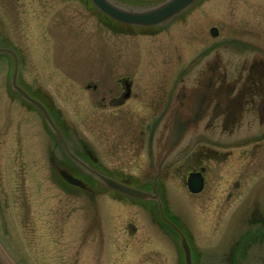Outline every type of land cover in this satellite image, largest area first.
Instances as JSON below:
<instances>
[{
    "label": "rangeland",
    "instance_id": "374dc122",
    "mask_svg": "<svg viewBox=\"0 0 264 264\" xmlns=\"http://www.w3.org/2000/svg\"><path fill=\"white\" fill-rule=\"evenodd\" d=\"M109 1L124 8L142 9L155 6L163 0ZM209 5L212 13L207 12ZM240 9L250 11L247 23L264 25V0L203 1L198 10L192 7L185 11L182 18L170 24L164 23L140 30L136 27L118 29L88 0H0V50L5 47L14 55L12 65L10 52L0 51V87L11 81L16 63V80L21 85H37V98L49 109L55 126L66 142L67 151L79 159H84L86 157L82 145L85 144L97 158L93 169L134 189L150 191L151 180L157 173L155 160L160 158L156 148L159 129L155 130V122L151 137H148L149 147L151 148L152 139V146L155 148L152 159V153L148 148L145 149L147 132L143 125L158 114L161 108L158 98L168 85L172 86V81L182 67L181 62L174 61L175 64H172V60L178 53L183 62L189 53L198 49L199 44L209 42L210 26L219 27L225 35L238 33L237 23L242 17L238 15ZM171 45H175V48L165 52ZM143 51L150 53L153 66L148 65L150 62H139L136 70L131 69L134 60L131 55L136 54L143 60ZM169 56L172 57L170 62L164 64L163 60ZM120 75L131 76L138 96L121 108L111 107L107 99L117 94V91L111 90L117 85L110 84L115 83ZM104 83L107 85H103ZM87 84H90L89 87ZM93 84H96L95 90ZM102 96L106 100L102 101ZM49 130L43 114L37 109V155H40L37 160L38 201L48 194L88 193L75 187H61L57 175L50 169V155L46 153L48 146L56 153V161L87 183L94 193H116L103 188L102 182L93 173L82 170L81 167L78 171L69 160L66 161L61 153L64 148L60 137L55 131ZM51 133L60 143L61 150ZM55 153L51 156H56ZM220 160L217 162L220 169L217 179L208 186L214 190L211 199L206 196L204 199L203 196L201 200V197L188 194L184 179L187 172L195 168L189 161L172 162L174 165L164 163L163 170L160 169L162 176L159 179L164 181L162 191L167 196L169 209L158 200L157 206L153 208L154 216H165V220L178 232V228L182 230L181 234L192 250V264H241L244 260L245 242L257 240V235L251 234L247 238L243 232H252V226L256 222L250 220L248 213L253 205L263 210V201L248 200L247 194L240 197V188L237 191L232 190L233 195L228 198L227 193L232 189L229 188L231 165L226 159ZM98 164H105V167L100 168ZM1 176L3 178L0 172V248L13 264H61V254L67 257L64 264L183 263L182 253L175 242L178 235L172 230L169 243L160 250L154 249L152 256H140L143 250L138 249L132 250V259L131 256L122 258L124 253L127 254L122 245L117 251L109 250V255L115 260L113 263H110V259L104 260L105 255L101 258L93 256L90 261L89 254L92 250L87 254L84 244L81 245L78 239L75 240L78 233L80 236L84 233L81 225L77 229L78 233L74 235L71 247L59 245L58 242L66 240L64 233L50 235L37 227L33 212L35 197L30 191L29 194L20 191L19 199L24 198L25 202H21L22 211L18 213L16 209L17 215L13 218L5 209L13 188L5 185ZM253 180L256 177L250 178L246 190H249ZM257 189L255 186L254 190ZM128 198L123 199L126 201ZM12 200L8 206L16 207ZM111 203H108L109 207L112 206L123 218L121 226L130 219L133 211L141 210V203L147 208H151L152 204L148 200ZM73 210L79 208L74 207ZM254 219L258 221L257 218ZM19 226L24 227L19 229ZM256 227L264 230V223L258 221ZM52 237H57L55 244ZM135 237L136 235H132L127 239L135 241ZM122 242L124 243L123 240ZM231 247L234 254L229 259L226 252ZM260 248L250 250V259L264 258V249ZM95 251L97 253L93 249L94 253Z\"/></svg>",
    "mask_w": 264,
    "mask_h": 264
},
{
    "label": "flooded vegetation",
    "instance_id": "af4514ba",
    "mask_svg": "<svg viewBox=\"0 0 264 264\" xmlns=\"http://www.w3.org/2000/svg\"><path fill=\"white\" fill-rule=\"evenodd\" d=\"M203 1L212 0H195L189 8L165 24H170L172 21L182 18L185 11L187 12L192 7L198 10ZM206 9L208 13L213 12L210 5ZM198 11V15H200L201 8ZM249 12L246 9L239 10L238 15H242V17L240 22L238 19V33L225 35L219 30V27L210 26L208 33L211 40L209 42L203 45L199 44L198 49L189 53V56L183 62L178 53L176 54V58L173 56L172 64L174 61L175 63L181 62L180 65L182 67L172 81V86L168 85L158 98L161 102L158 114L144 123L143 126L147 133L143 131L146 133L147 140L145 149H149L153 159L154 146H152L153 143L150 138L151 148L149 147L148 137H151L155 122L157 126L155 130L158 131L159 129V132L163 130L165 117L169 115L176 104L177 108L174 109L172 119L177 117L178 121L181 122L197 121V126L187 130L173 157L167 162L173 164L187 163L189 161L195 168H192L187 174L190 172L201 173V190L195 194L189 192L188 194L201 197V200L203 196L204 199L205 196L211 199V193L214 190L208 187L211 186L209 183L214 184L217 179L218 172L220 171L217 164L218 160L226 159L231 165L229 173L232 177L230 179L231 184L229 183V188L232 189L227 193L228 198H231L233 195L232 190L237 191L240 188L242 189L240 197H244L247 194L246 199L248 200L263 201V210L257 209L253 205L248 213V217L256 223L258 221L264 223V25L247 23L249 21L247 18L250 17ZM102 15L104 16V14ZM104 17L110 24L117 26L118 29L123 28L126 30V27L135 28L118 23L106 16ZM244 21L245 23H243ZM214 27L216 34L212 35L211 28ZM136 29L145 28L136 27ZM182 39H180L181 44H183ZM1 48L4 49L0 51L10 52L13 65L14 55L11 50H7L5 47ZM171 48H175V45H171L165 52L169 51V49L171 50ZM182 50H184V47ZM143 52L145 55V59L143 60L138 55L136 56V54L131 55L134 58L131 69L136 70L137 63L139 62H150L147 64L153 66L150 53L148 51ZM171 58L169 56L166 60H163V63L168 64ZM7 84L0 87V172L3 174L1 180L5 181L4 184L10 185L13 188V192L11 196L9 195L5 208L13 218L16 214V209L18 213L22 211L21 202H25L24 198L23 200L19 199L20 191L27 192V194L30 191V194H34L35 197L33 200V212L34 218L37 220V227L47 231L50 235L52 233L53 235L64 233L66 240L58 243L59 245L71 247V244L74 243L72 241L74 235L78 233L77 229L81 225L84 233L81 236L78 233L75 240L78 239L81 245L84 244V248L88 251L87 254L90 253V249L92 250L89 254L90 261L93 256L101 258V256L105 255L104 260L110 259V263H113L115 260L109 255V250L117 251L122 245L123 251L127 252V254L124 253L122 258H128V256L132 255V250L138 249L143 250L140 256H152L151 252L154 249L160 250L165 244L169 243L171 230L176 232L178 239H180L179 233L182 231L180 228H178L180 231L178 232L165 220V216H154L153 208L157 206L158 200L165 203L166 208L169 209L167 196L162 191L164 181L159 179L161 173L155 182V193H152V197L148 199L149 202H152L151 208H147L141 203V210L137 209V211H133L130 219L123 226H121L124 222L123 218L112 209V206L109 207L108 203L112 202L116 204L126 201L132 203L142 200L128 198L125 201L123 198L127 196L123 194L115 193L107 195L101 191L94 193L93 190V192L85 194H72L69 192L48 194L45 196L46 200L44 198L38 201L37 160L40 158V155H37V106L28 101L21 91L11 85V81H8ZM16 84L20 90L37 101V85H21L17 80ZM89 85L87 84V87ZM95 85L93 84L94 90L96 88ZM103 85L107 84L104 83ZM110 85H117V87L114 86L116 90L114 87L111 88V90L113 89L112 91H117V94L107 99L111 107L121 108L128 101L138 96H136L135 89L133 88L131 76H117L116 82ZM101 100H106L105 96H102ZM102 106L105 107V104ZM175 114L177 116H174ZM51 134L53 135V133ZM53 139L60 148L61 145L58 143L57 138L54 136ZM60 141L64 148L66 145L65 140L62 138ZM82 151L86 157L84 159H79L74 154L65 152V150H62L61 153L66 158V161L69 160L78 171L82 169L93 173L92 170H96L95 168L93 169V165L97 163V158L85 144L82 145ZM46 153L50 155L49 160L53 157L56 161L57 155L50 150L49 146L46 148ZM53 153L56 156H51ZM57 164L60 167H65L58 162ZM104 165L98 164L100 168H104ZM50 167L53 173L57 175L51 165ZM79 167L81 168L78 169ZM57 177L61 182V187L63 186L64 189H69L67 187L74 188V186L66 183L58 175ZM186 177L184 179L185 187ZM253 177H256V180L251 181L249 190H246L248 189V181ZM153 179L154 177L151 180L150 192L153 190ZM101 185L103 186V183ZM255 186L258 187L257 190H254ZM11 200L17 208L11 205L8 206ZM74 207H78L79 210H73ZM90 207L93 209L90 210ZM99 207H102V209ZM73 212L75 215H73ZM254 218H257L258 221ZM14 223H16L15 220ZM256 223L253 224L251 233L249 230L243 232L247 238L251 234L257 235V240L245 242L243 250L244 260L241 264H251L253 262L264 264V258L250 259V250L259 247H261L260 250L264 249V230L258 227L255 228ZM23 227L19 226V229ZM127 235L129 237L136 235V240H128L127 238L129 237ZM51 239L53 244H55L57 237H52ZM178 239L175 241L177 245H179ZM93 249H96L97 253L96 251L94 253ZM232 249V247L228 248V252H226L230 256L229 259H232L234 254ZM190 256L192 261L191 248ZM59 258L61 264L67 261V257L63 254ZM131 259L130 262H132ZM182 262V264H185L183 252ZM85 263H88V261L85 260ZM193 264L195 263L193 262Z\"/></svg>",
    "mask_w": 264,
    "mask_h": 264
},
{
    "label": "water",
    "instance_id": "95a60500",
    "mask_svg": "<svg viewBox=\"0 0 264 264\" xmlns=\"http://www.w3.org/2000/svg\"><path fill=\"white\" fill-rule=\"evenodd\" d=\"M100 11L108 15L109 17L130 25L135 26H154L162 24L163 22L173 18L185 8H187L195 0H164L155 6L144 8V9H132L124 8L114 4L109 0H90ZM211 32L215 34V29ZM16 72L17 66L14 64V70L11 77V85L16 89L21 91L23 96L30 102L34 103L37 108L42 112L46 122L52 130L57 131L48 111L39 102L30 98L24 91L20 90L16 86ZM177 108L175 104L173 109L170 111L169 115L165 117V122L163 124V130L159 132L157 138V151L160 158H156L155 166L157 167V172L161 169L162 165L170 157L171 153L179 146L181 139L187 133L189 128H195L197 125L196 120L192 121H178L177 117L172 119L174 109ZM174 116H177L176 114ZM173 116V117H174ZM51 164L55 171L63 178L67 183L74 186L88 189L86 184L80 179L74 177L66 168H61L54 160L51 158ZM157 161V162H156ZM98 177L108 188L121 192L131 197L147 199L152 196L150 193L134 189L132 187L126 186L119 183L109 177L98 174ZM187 186L190 192L196 193L201 188L200 174L190 173L187 178ZM154 190V189H153ZM154 192V191H153ZM181 247L184 251L186 264H191L189 247L184 238L181 239ZM0 264H13L8 260L5 253L0 248Z\"/></svg>",
    "mask_w": 264,
    "mask_h": 264
},
{
    "label": "bare ground",
    "instance_id": "6f19581e",
    "mask_svg": "<svg viewBox=\"0 0 264 264\" xmlns=\"http://www.w3.org/2000/svg\"><path fill=\"white\" fill-rule=\"evenodd\" d=\"M98 174L103 175V174H101V173H99V172H98ZM103 176H105V175H103Z\"/></svg>",
    "mask_w": 264,
    "mask_h": 264
}]
</instances>
